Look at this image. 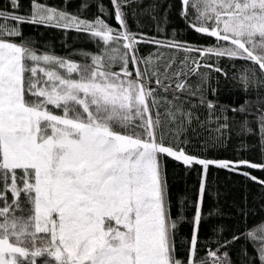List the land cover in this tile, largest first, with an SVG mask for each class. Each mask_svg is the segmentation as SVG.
Returning <instances> with one entry per match:
<instances>
[{
	"label": "snow or ice",
	"instance_id": "snow-or-ice-1",
	"mask_svg": "<svg viewBox=\"0 0 264 264\" xmlns=\"http://www.w3.org/2000/svg\"><path fill=\"white\" fill-rule=\"evenodd\" d=\"M135 2L110 0L117 28L102 18L103 4L93 20L38 0L29 17L0 10V264H232L219 249L207 253L210 261L197 257L207 173L210 166L239 171L264 169V163L204 159L178 144L191 124L200 123L190 100L199 93L209 115L222 121L216 139L231 130L225 112L243 114L239 130L257 135L264 153V0H179L188 28L216 39L209 48L133 33L124 9ZM10 8L18 9L19 0H10ZM162 19L167 22L166 13ZM24 23L86 33L98 51L85 54L89 64L41 53L23 38ZM142 43L156 51L139 55ZM193 53L258 66L259 75L246 68L233 77L245 95L256 93V102L217 114L218 106L203 96L208 76L200 71L214 66ZM192 76L199 77L195 88ZM250 107L258 113L255 128L244 118ZM166 158L202 168L185 261L176 255L184 217L172 216ZM240 174L264 186L249 172ZM241 239L240 264H264V225L221 247Z\"/></svg>",
	"mask_w": 264,
	"mask_h": 264
},
{
	"label": "trees",
	"instance_id": "trees-1",
	"mask_svg": "<svg viewBox=\"0 0 264 264\" xmlns=\"http://www.w3.org/2000/svg\"><path fill=\"white\" fill-rule=\"evenodd\" d=\"M38 3L65 10L87 20H93L101 15L98 5L103 4L105 14L102 18L113 28L118 27L110 0H38ZM157 3L161 6L152 12L150 6ZM0 10H3L6 15L9 12H15L17 15L29 17L32 12V0H19V8L15 10L10 8V0H0ZM179 10V0H136L130 7L124 9L128 27L133 33H143L158 39H175L198 48L217 45L214 37L190 30L181 19ZM165 13L166 23L162 19ZM152 15L156 16V20L152 19ZM7 23L11 24V21ZM158 23L165 28V31H158ZM19 27L23 38L39 52L51 53L78 64L91 63L89 56L85 54H95L99 48L94 38L74 29L29 23ZM12 39L17 43L20 42L19 38ZM138 47L141 56H148L156 51L155 46L150 44L142 43ZM192 56L194 59L206 61L214 66L211 69L201 68L200 71L207 73L208 76L207 83L202 86L203 96L218 106L217 114L220 108H238L245 100L256 102V93L250 92L245 95L240 84L233 77L239 76L246 68H256L259 75L258 66L226 56L208 58L198 57L195 53ZM113 67L114 70H119L118 66ZM216 67L222 71L217 73ZM198 80V76H192L189 78V83L195 88ZM190 100L191 105L195 106L200 123L194 122L188 130L184 131L179 137V148H183L189 155L204 159L248 160L258 164L264 163V153L261 152L258 136L249 135L247 132L242 133L239 130L238 122L243 114L225 112L223 115L228 117L231 130L225 131L223 136L216 139L218 134L214 129L222 121L209 115L207 107L200 103L199 93ZM185 104H188L187 99ZM256 116L258 113L251 107L249 113L244 116L252 128L256 127L253 123ZM164 166L173 219H176L178 215L184 217L176 229V255L178 259L185 261L188 255V245L185 241L190 240L194 230L193 220L202 168L199 165L185 166L172 158H166ZM245 171L259 180H264V169L242 167L239 171H230L210 166L205 182L206 194L201 210L202 218L198 228V258L207 257L209 251L219 249V253H228L232 264H240V253L245 246V240L241 239L226 247L221 245L225 240H231L233 235H240L246 229L264 225V186L240 174ZM181 201H183L182 204ZM247 249L251 254L253 251L251 244H248Z\"/></svg>",
	"mask_w": 264,
	"mask_h": 264
},
{
	"label": "built area",
	"instance_id": "built-area-1",
	"mask_svg": "<svg viewBox=\"0 0 264 264\" xmlns=\"http://www.w3.org/2000/svg\"><path fill=\"white\" fill-rule=\"evenodd\" d=\"M223 253H224V252H220V253H218V254H219V255H223ZM208 259H209V261L211 260L210 257H208Z\"/></svg>",
	"mask_w": 264,
	"mask_h": 264
},
{
	"label": "rangeland",
	"instance_id": "rangeland-1",
	"mask_svg": "<svg viewBox=\"0 0 264 264\" xmlns=\"http://www.w3.org/2000/svg\"><path fill=\"white\" fill-rule=\"evenodd\" d=\"M58 112V110H56Z\"/></svg>",
	"mask_w": 264,
	"mask_h": 264
}]
</instances>
